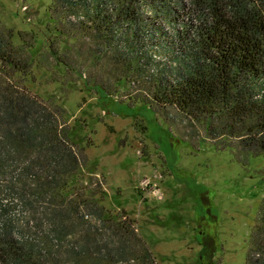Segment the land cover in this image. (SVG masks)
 Segmentation results:
<instances>
[{
  "label": "trees",
  "instance_id": "obj_1",
  "mask_svg": "<svg viewBox=\"0 0 264 264\" xmlns=\"http://www.w3.org/2000/svg\"><path fill=\"white\" fill-rule=\"evenodd\" d=\"M53 1L62 34L76 31L74 57L104 68L98 84L134 87L129 100L199 123L243 162L264 160V0ZM13 38L0 30V64L23 79L29 57ZM83 149L53 112L0 87V178L14 168L4 175L24 213L0 205V264H157L126 213L117 218L95 199L99 179L69 186L88 162ZM27 218L48 228L38 236ZM245 264H264V197Z\"/></svg>",
  "mask_w": 264,
  "mask_h": 264
},
{
  "label": "rangeland",
  "instance_id": "obj_2",
  "mask_svg": "<svg viewBox=\"0 0 264 264\" xmlns=\"http://www.w3.org/2000/svg\"><path fill=\"white\" fill-rule=\"evenodd\" d=\"M54 7L53 0H0V30L13 32V45L23 47L30 62L24 80L0 64V87L53 112L84 147L88 162L69 178L71 189L99 179L97 189L90 188L95 199L103 196L117 218L126 213L157 264H245L264 197V160L243 162L234 150L215 146L224 141L211 139L199 123L129 100L138 94L134 87L113 89V79L98 84L104 68L91 71L88 60L74 57L76 31L62 34L66 19ZM13 171H1L0 205L18 218L24 213L4 175ZM27 220L38 236L48 228L47 219L40 227Z\"/></svg>",
  "mask_w": 264,
  "mask_h": 264
},
{
  "label": "built area",
  "instance_id": "obj_3",
  "mask_svg": "<svg viewBox=\"0 0 264 264\" xmlns=\"http://www.w3.org/2000/svg\"><path fill=\"white\" fill-rule=\"evenodd\" d=\"M143 184L149 186L152 189V192L155 193L156 195H158L157 189L155 186H150L147 181H145Z\"/></svg>",
  "mask_w": 264,
  "mask_h": 264
}]
</instances>
